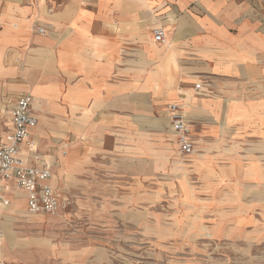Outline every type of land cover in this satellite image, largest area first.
<instances>
[{"label":"crops","instance_id":"0c3cea01","mask_svg":"<svg viewBox=\"0 0 264 264\" xmlns=\"http://www.w3.org/2000/svg\"><path fill=\"white\" fill-rule=\"evenodd\" d=\"M159 28L164 44L154 41ZM24 92L34 99L30 139L41 156L25 144L20 156L49 168L69 205L31 216L26 192L9 183L1 264H99L98 244H53L49 229L96 200L97 188H123L112 201L169 169L167 186L186 173L203 187L193 234L264 243V0H0V141ZM171 103L184 106L195 153L169 168L181 158ZM95 217L86 214V224Z\"/></svg>","mask_w":264,"mask_h":264},{"label":"rangeland","instance_id":"374dc122","mask_svg":"<svg viewBox=\"0 0 264 264\" xmlns=\"http://www.w3.org/2000/svg\"><path fill=\"white\" fill-rule=\"evenodd\" d=\"M173 159L178 165L188 163L174 155L169 168ZM161 174L137 179L126 188L130 195L112 201L110 196L123 188H97L96 200L66 211L63 223L49 229L53 244L93 241L99 246V264H264V243L225 244L193 234L192 215L205 198L200 180L190 177L186 183L184 173L176 188L167 186L170 169ZM13 207L24 209V199H14ZM88 213L96 216L92 224L85 222Z\"/></svg>","mask_w":264,"mask_h":264},{"label":"built area","instance_id":"2783aa9c","mask_svg":"<svg viewBox=\"0 0 264 264\" xmlns=\"http://www.w3.org/2000/svg\"><path fill=\"white\" fill-rule=\"evenodd\" d=\"M44 34L42 28H38ZM164 29L154 30V41L158 44L166 42ZM200 88L199 85L196 86ZM33 96L24 92L16 99L12 110V128L0 141V210L9 207L11 202L6 197L9 183H14L16 190L26 192L28 196V214L57 215L67 209L69 203L62 200L53 187L49 184L52 173L47 167L30 166L21 158L22 146L28 148L36 161L40 160V153L36 144L30 139V131L38 124L33 114ZM172 130L175 134L178 152L183 159L195 153L192 141V128L186 119L184 106L171 103L167 106ZM1 264V263H0Z\"/></svg>","mask_w":264,"mask_h":264},{"label":"bare ground","instance_id":"6f19581e","mask_svg":"<svg viewBox=\"0 0 264 264\" xmlns=\"http://www.w3.org/2000/svg\"><path fill=\"white\" fill-rule=\"evenodd\" d=\"M20 213V212H19Z\"/></svg>","mask_w":264,"mask_h":264}]
</instances>
